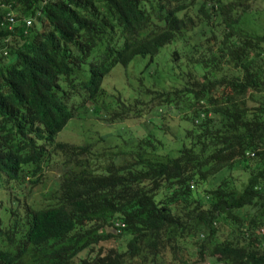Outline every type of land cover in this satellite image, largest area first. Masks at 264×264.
Instances as JSON below:
<instances>
[{
    "label": "trees",
    "instance_id": "trees-1",
    "mask_svg": "<svg viewBox=\"0 0 264 264\" xmlns=\"http://www.w3.org/2000/svg\"><path fill=\"white\" fill-rule=\"evenodd\" d=\"M260 11L264 0H0V264H264ZM172 42L186 71L132 118L185 98L181 135L153 125L102 151L55 141L86 106L130 119L102 79ZM57 169L45 205L28 204Z\"/></svg>",
    "mask_w": 264,
    "mask_h": 264
},
{
    "label": "rangeland",
    "instance_id": "rangeland-1",
    "mask_svg": "<svg viewBox=\"0 0 264 264\" xmlns=\"http://www.w3.org/2000/svg\"><path fill=\"white\" fill-rule=\"evenodd\" d=\"M255 20L260 28H264L263 11L255 15ZM175 48L176 43L174 42L164 46L150 63H148L147 58L137 57L126 68L117 65L102 79L100 89L104 100L111 105L112 111H119L121 103L125 106L134 107L130 119L106 124L99 121L100 116L96 117L91 114L92 107L86 106L79 109L76 117L66 123L57 134L55 141L75 146L91 145L94 146L95 151H102L112 147L122 149L124 147L123 141L127 136L142 137L149 132L153 125L169 129L168 133L172 135H181L183 130L188 128L185 117L188 116L189 110L185 106L189 102L185 98H183V102L178 101V106L170 108L167 113H163V111L159 113V106L153 105L143 117L132 118V113L135 110H147L150 101L153 99L154 91H158L164 85L169 86L173 80L179 79L176 73L179 67L182 71H186L182 65L172 60L171 53ZM180 59L183 64L182 56ZM248 102L249 105H253L249 100ZM162 142L164 145L162 153H168L175 157L176 145L173 141L166 138ZM58 158L56 157V160ZM59 173V169L51 173L46 172L45 176H48L46 182L42 187L40 184L39 187L30 190V194L27 195V203L34 207L44 206L42 193L50 188L52 181L57 179ZM244 179L245 176H242L241 181ZM110 244L113 246L114 243ZM193 254L194 252L190 253V256L196 261L197 257H194ZM213 263L206 261L204 264Z\"/></svg>",
    "mask_w": 264,
    "mask_h": 264
},
{
    "label": "built area",
    "instance_id": "built-area-1",
    "mask_svg": "<svg viewBox=\"0 0 264 264\" xmlns=\"http://www.w3.org/2000/svg\"><path fill=\"white\" fill-rule=\"evenodd\" d=\"M37 16H38V14H37ZM6 19H7V22H8L9 24H13V17H12V15L7 14V15H6ZM31 21H32V20H26V21H25V26H26V27H29L30 24H31Z\"/></svg>",
    "mask_w": 264,
    "mask_h": 264
}]
</instances>
